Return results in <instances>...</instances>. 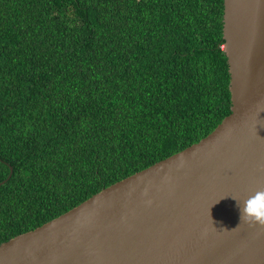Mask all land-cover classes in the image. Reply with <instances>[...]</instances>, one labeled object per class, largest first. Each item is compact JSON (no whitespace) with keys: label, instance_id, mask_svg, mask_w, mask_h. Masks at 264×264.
I'll list each match as a JSON object with an SVG mask.
<instances>
[{"label":"trees","instance_id":"trees-1","mask_svg":"<svg viewBox=\"0 0 264 264\" xmlns=\"http://www.w3.org/2000/svg\"><path fill=\"white\" fill-rule=\"evenodd\" d=\"M222 18L223 0H0V244L230 114Z\"/></svg>","mask_w":264,"mask_h":264},{"label":"water","instance_id":"water-1","mask_svg":"<svg viewBox=\"0 0 264 264\" xmlns=\"http://www.w3.org/2000/svg\"><path fill=\"white\" fill-rule=\"evenodd\" d=\"M222 24L230 114L196 144L1 243L0 264H264V0H223Z\"/></svg>","mask_w":264,"mask_h":264}]
</instances>
